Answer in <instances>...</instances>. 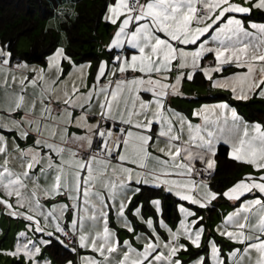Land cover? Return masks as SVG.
<instances>
[{"label":"snow or ice","instance_id":"obj_1","mask_svg":"<svg viewBox=\"0 0 264 264\" xmlns=\"http://www.w3.org/2000/svg\"><path fill=\"white\" fill-rule=\"evenodd\" d=\"M97 20L112 31L94 71L55 39L0 43V216L17 223L0 255L264 264V0H104Z\"/></svg>","mask_w":264,"mask_h":264},{"label":"trees","instance_id":"obj_2","mask_svg":"<svg viewBox=\"0 0 264 264\" xmlns=\"http://www.w3.org/2000/svg\"><path fill=\"white\" fill-rule=\"evenodd\" d=\"M66 0H0V43L12 42V46L19 54H32L46 50L53 42L59 43V32L55 28H41L40 24L54 15L55 9L64 4ZM75 4L74 15H67L61 23V29L68 37L67 50L78 53L75 59L83 56L95 58V50L99 42V31L105 29L110 32V27L99 22L104 0H70ZM27 37L32 45L28 51L19 52L17 45L21 38ZM30 62L35 60L32 55H26ZM36 63L42 61L35 60ZM258 109V108H257ZM230 162L222 159L219 165L217 180L225 184L230 179L237 177L238 168L229 166ZM213 212V211H212Z\"/></svg>","mask_w":264,"mask_h":264},{"label":"rangeland","instance_id":"obj_3","mask_svg":"<svg viewBox=\"0 0 264 264\" xmlns=\"http://www.w3.org/2000/svg\"><path fill=\"white\" fill-rule=\"evenodd\" d=\"M69 2H70V0H66L64 2V4L59 5L58 8L55 9L54 15L51 18H49L48 20H44L40 24V28L37 30V32H38L41 30V28H43V29H47V28L57 29L59 32V44L64 45L66 48H67L68 37H67L66 33L61 29V23L63 22L64 18H61V16L59 15V11H61L63 9H72L74 12L75 4H74V2L71 4ZM67 15H70V14L65 13V17ZM73 15L74 14H72L71 16H73ZM111 31H112V29L110 28V32ZM110 32L107 33V31L103 28L100 29V31H99L100 36L98 37L99 42H98L96 50L94 51L95 52V58L93 60H91L90 71L95 70L96 64H97V58H101V59H107L108 58V53H107L106 49L103 47V45L109 41ZM31 45H32V43H31L30 39H28L27 37H23L20 39V41L17 45V50L19 52L28 51L30 49ZM185 87L192 89L191 95L199 94L201 97L208 95V89L205 85L192 84V85H185ZM224 95H227V94H224ZM177 103H181V102L178 101ZM182 106L187 108L189 105L187 102H183ZM254 107L259 108L260 105H255ZM246 110L247 109H244V111H246ZM207 211L208 210L204 211L205 219L208 221L209 224H211V219H209L210 214ZM9 228H11V230H12L11 232L8 231ZM16 228H17V223L15 220L6 219L4 216H0V241H2L4 239L5 235L8 236L7 242L0 244V247L8 248L11 246L12 237L15 236V234H16ZM0 264H11V258L0 255ZM54 264H55V262H54Z\"/></svg>","mask_w":264,"mask_h":264},{"label":"crops","instance_id":"obj_4","mask_svg":"<svg viewBox=\"0 0 264 264\" xmlns=\"http://www.w3.org/2000/svg\"><path fill=\"white\" fill-rule=\"evenodd\" d=\"M248 111V109L246 110V112ZM222 210H231L230 207H229V204L227 202H221L219 207L213 211V212H209L207 211L209 214H210V217H211V224L214 222V221H217L218 220V213Z\"/></svg>","mask_w":264,"mask_h":264}]
</instances>
